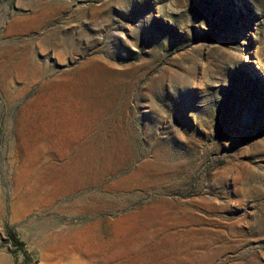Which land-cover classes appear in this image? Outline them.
Instances as JSON below:
<instances>
[{
	"label": "rangeland",
	"instance_id": "rangeland-1",
	"mask_svg": "<svg viewBox=\"0 0 264 264\" xmlns=\"http://www.w3.org/2000/svg\"><path fill=\"white\" fill-rule=\"evenodd\" d=\"M0 264H264V0H0Z\"/></svg>",
	"mask_w": 264,
	"mask_h": 264
},
{
	"label": "trees",
	"instance_id": "trees-1",
	"mask_svg": "<svg viewBox=\"0 0 264 264\" xmlns=\"http://www.w3.org/2000/svg\"><path fill=\"white\" fill-rule=\"evenodd\" d=\"M13 239H14L15 243L18 242V240L15 238V236H13Z\"/></svg>",
	"mask_w": 264,
	"mask_h": 264
}]
</instances>
